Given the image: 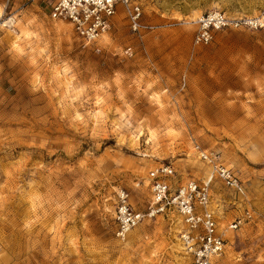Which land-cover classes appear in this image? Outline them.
Wrapping results in <instances>:
<instances>
[{
    "label": "rangeland",
    "instance_id": "1",
    "mask_svg": "<svg viewBox=\"0 0 264 264\" xmlns=\"http://www.w3.org/2000/svg\"><path fill=\"white\" fill-rule=\"evenodd\" d=\"M138 2L153 31L132 33L119 7L93 50L41 0H0V264H190L175 218L117 238L114 196L144 212L161 165L201 181L198 150L244 186L214 181L220 228L255 217L225 232L217 264H264V29L248 25L264 0ZM213 11L242 24L196 44Z\"/></svg>",
    "mask_w": 264,
    "mask_h": 264
},
{
    "label": "built area",
    "instance_id": "2",
    "mask_svg": "<svg viewBox=\"0 0 264 264\" xmlns=\"http://www.w3.org/2000/svg\"><path fill=\"white\" fill-rule=\"evenodd\" d=\"M48 9L49 17L68 23L81 46L96 49L98 42L110 29L118 8L123 7L132 33L141 36L154 27L143 22V11L138 0H41ZM241 21L229 19L222 12L213 11L201 15L196 21V44H207L212 33L225 28H237ZM249 26L264 29V15ZM198 159L209 165L210 173L201 181L188 179L179 183L176 172L167 165L150 171L147 176L150 200L144 212L137 211L129 202L128 193L120 189L115 193V235L124 239L132 230L146 220L166 217L181 224L177 240L190 258V264H217L225 252L226 231H238L253 223L251 210L242 212L222 230L216 211L212 209V186L214 181L238 197L244 195L240 178L225 168L214 154L197 151Z\"/></svg>",
    "mask_w": 264,
    "mask_h": 264
},
{
    "label": "crops",
    "instance_id": "3",
    "mask_svg": "<svg viewBox=\"0 0 264 264\" xmlns=\"http://www.w3.org/2000/svg\"><path fill=\"white\" fill-rule=\"evenodd\" d=\"M235 197V196H234ZM237 197V196H236ZM235 197V198H236ZM238 199V198H237ZM226 220H228V217H225V219L222 221L223 223L226 221ZM227 222V221H226ZM220 225V224H219Z\"/></svg>",
    "mask_w": 264,
    "mask_h": 264
},
{
    "label": "bare ground",
    "instance_id": "4",
    "mask_svg": "<svg viewBox=\"0 0 264 264\" xmlns=\"http://www.w3.org/2000/svg\"><path fill=\"white\" fill-rule=\"evenodd\" d=\"M6 24L9 25V24H11V23H10V21H8V22L5 23V25H6Z\"/></svg>",
    "mask_w": 264,
    "mask_h": 264
}]
</instances>
